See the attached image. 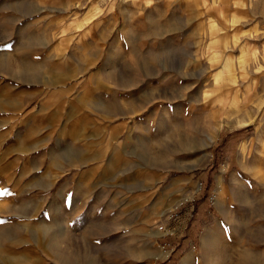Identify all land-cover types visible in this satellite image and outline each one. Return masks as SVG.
<instances>
[{"label": "rangeland", "instance_id": "1", "mask_svg": "<svg viewBox=\"0 0 264 264\" xmlns=\"http://www.w3.org/2000/svg\"><path fill=\"white\" fill-rule=\"evenodd\" d=\"M0 264H264V0H0Z\"/></svg>", "mask_w": 264, "mask_h": 264}, {"label": "built area", "instance_id": "2", "mask_svg": "<svg viewBox=\"0 0 264 264\" xmlns=\"http://www.w3.org/2000/svg\"><path fill=\"white\" fill-rule=\"evenodd\" d=\"M168 221L165 224H159L157 229L155 230L156 238L159 239L161 237H170L174 236L177 233V224L179 220V213L173 212L169 214Z\"/></svg>", "mask_w": 264, "mask_h": 264}, {"label": "bare ground", "instance_id": "3", "mask_svg": "<svg viewBox=\"0 0 264 264\" xmlns=\"http://www.w3.org/2000/svg\"><path fill=\"white\" fill-rule=\"evenodd\" d=\"M228 67H229V62H226L225 63V67H224V69L223 70H226V69H228ZM216 79V81H219L220 79H221V77H216L215 78ZM241 126H249V125H251L250 123H248V122H246V121H240V123H239ZM245 147V144L243 145V147L242 148H244ZM220 183V182H219ZM221 184V183H220ZM219 186V189H221V186L220 185H218ZM217 193V192H216ZM186 199L187 198H185V200H183V201H186ZM67 259V258H66Z\"/></svg>", "mask_w": 264, "mask_h": 264}, {"label": "snow or ice", "instance_id": "4", "mask_svg": "<svg viewBox=\"0 0 264 264\" xmlns=\"http://www.w3.org/2000/svg\"><path fill=\"white\" fill-rule=\"evenodd\" d=\"M70 196H71V194H69V197L67 198V199H68V201H70Z\"/></svg>", "mask_w": 264, "mask_h": 264}]
</instances>
